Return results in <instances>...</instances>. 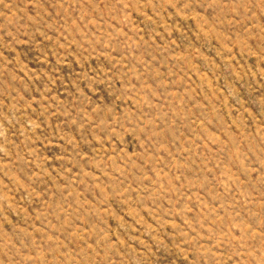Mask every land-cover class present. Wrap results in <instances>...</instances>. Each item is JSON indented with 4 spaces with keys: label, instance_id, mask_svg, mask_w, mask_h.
I'll use <instances>...</instances> for the list:
<instances>
[{
    "label": "rangeland",
    "instance_id": "1",
    "mask_svg": "<svg viewBox=\"0 0 264 264\" xmlns=\"http://www.w3.org/2000/svg\"><path fill=\"white\" fill-rule=\"evenodd\" d=\"M0 264H264V0H0Z\"/></svg>",
    "mask_w": 264,
    "mask_h": 264
}]
</instances>
